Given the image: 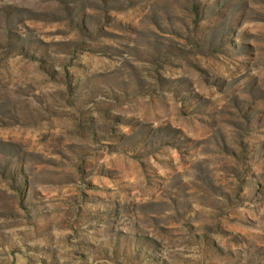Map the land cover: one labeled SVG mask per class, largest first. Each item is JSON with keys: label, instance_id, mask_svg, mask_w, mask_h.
Segmentation results:
<instances>
[{"label": "rangeland", "instance_id": "1", "mask_svg": "<svg viewBox=\"0 0 264 264\" xmlns=\"http://www.w3.org/2000/svg\"><path fill=\"white\" fill-rule=\"evenodd\" d=\"M0 264H264V0H0Z\"/></svg>", "mask_w": 264, "mask_h": 264}]
</instances>
